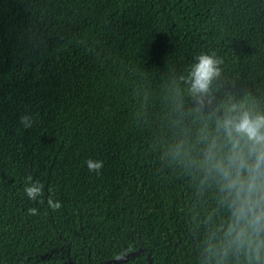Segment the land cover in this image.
I'll list each match as a JSON object with an SVG mask.
<instances>
[{
    "label": "trees",
    "instance_id": "obj_1",
    "mask_svg": "<svg viewBox=\"0 0 264 264\" xmlns=\"http://www.w3.org/2000/svg\"><path fill=\"white\" fill-rule=\"evenodd\" d=\"M233 102L264 112V0H0V264H206L228 211L200 133Z\"/></svg>",
    "mask_w": 264,
    "mask_h": 264
},
{
    "label": "clouds",
    "instance_id": "obj_2",
    "mask_svg": "<svg viewBox=\"0 0 264 264\" xmlns=\"http://www.w3.org/2000/svg\"><path fill=\"white\" fill-rule=\"evenodd\" d=\"M221 60L214 55L200 54L187 77L194 110L203 113L211 105V87L221 73ZM215 116L214 130L201 129L203 144L199 166L205 179H213L221 194V204L228 211L226 220L210 232L203 249L206 264H227L230 256H243L245 264H264V112L251 105L233 102ZM29 128L31 117H21ZM89 171L99 172L103 161H86ZM25 193L30 200L42 194L43 186L32 182ZM52 209L61 207L51 198ZM36 215L37 209L29 208Z\"/></svg>",
    "mask_w": 264,
    "mask_h": 264
},
{
    "label": "water",
    "instance_id": "obj_3",
    "mask_svg": "<svg viewBox=\"0 0 264 264\" xmlns=\"http://www.w3.org/2000/svg\"><path fill=\"white\" fill-rule=\"evenodd\" d=\"M135 252H137V251H135ZM135 252H132V253H130V254L132 255V254H134ZM66 264H69V263L67 262ZM148 264H150V263H148Z\"/></svg>",
    "mask_w": 264,
    "mask_h": 264
}]
</instances>
